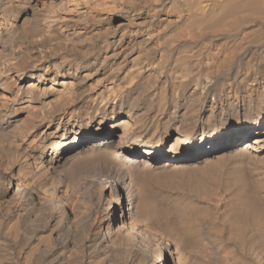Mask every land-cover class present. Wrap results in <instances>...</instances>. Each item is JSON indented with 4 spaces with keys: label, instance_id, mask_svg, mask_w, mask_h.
Masks as SVG:
<instances>
[{
    "label": "bare ground",
    "instance_id": "bare-ground-1",
    "mask_svg": "<svg viewBox=\"0 0 264 264\" xmlns=\"http://www.w3.org/2000/svg\"><path fill=\"white\" fill-rule=\"evenodd\" d=\"M0 264H264V0H0Z\"/></svg>",
    "mask_w": 264,
    "mask_h": 264
}]
</instances>
